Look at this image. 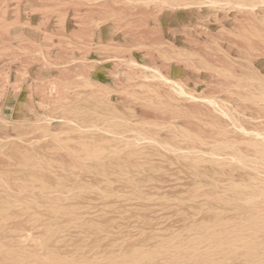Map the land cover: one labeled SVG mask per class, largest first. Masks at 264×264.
Listing matches in <instances>:
<instances>
[{
    "label": "rangeland",
    "instance_id": "374dc122",
    "mask_svg": "<svg viewBox=\"0 0 264 264\" xmlns=\"http://www.w3.org/2000/svg\"><path fill=\"white\" fill-rule=\"evenodd\" d=\"M0 264H264V0H0Z\"/></svg>",
    "mask_w": 264,
    "mask_h": 264
}]
</instances>
